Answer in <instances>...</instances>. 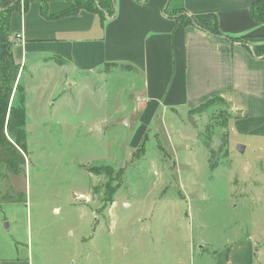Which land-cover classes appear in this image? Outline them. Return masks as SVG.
I'll list each match as a JSON object with an SVG mask.
<instances>
[{
	"label": "rangeland",
	"instance_id": "1",
	"mask_svg": "<svg viewBox=\"0 0 264 264\" xmlns=\"http://www.w3.org/2000/svg\"><path fill=\"white\" fill-rule=\"evenodd\" d=\"M31 69L21 83L27 166L18 176L0 166L1 255L14 240L30 245L34 259L168 264L177 254L179 263L198 264L204 244L208 263L249 235L264 243V143L230 134L227 107L196 114L201 143L185 111L170 120L160 110L133 147L139 95L128 71L77 78Z\"/></svg>",
	"mask_w": 264,
	"mask_h": 264
},
{
	"label": "crops",
	"instance_id": "2",
	"mask_svg": "<svg viewBox=\"0 0 264 264\" xmlns=\"http://www.w3.org/2000/svg\"><path fill=\"white\" fill-rule=\"evenodd\" d=\"M13 1L0 0V6ZM47 1L44 5L20 0L10 16L21 83L28 65L31 74L44 67L46 76L66 72L77 78H106L116 66L123 70L132 66L136 72L127 73L139 95L136 112L140 113L133 147L143 140L160 110L173 120L178 111L188 115L215 97L230 106V134L264 143V24H257L250 10L260 0H115V16L104 22L85 10L56 17L68 11L73 0ZM165 11L188 14L196 26L185 27ZM211 15L218 20L221 37L200 29ZM194 133L201 143L198 131ZM247 237L213 252V262L208 263L205 244L199 246L203 256L198 264H264L263 241H257L255 234ZM10 242L5 245L7 255L0 254V264H113L107 255L77 263L47 255L34 259L30 245L25 249L19 241ZM189 250L192 257L194 249ZM179 257L173 254L169 261L184 264Z\"/></svg>",
	"mask_w": 264,
	"mask_h": 264
},
{
	"label": "trees",
	"instance_id": "3",
	"mask_svg": "<svg viewBox=\"0 0 264 264\" xmlns=\"http://www.w3.org/2000/svg\"><path fill=\"white\" fill-rule=\"evenodd\" d=\"M29 1H41L44 5L48 2L47 0H27V2ZM20 5V0H15L8 3V5L0 6V166L13 176H18L24 172L27 166L28 151L27 106H25L27 92L21 84V66L13 58V43L10 40L11 34L9 32L10 16ZM83 10L99 15L104 22L106 18L115 16V0H73V5L68 11L55 16L68 17L77 15ZM250 10L254 21L260 25L264 24V0L254 3ZM165 12L170 17H175L185 27L189 25L196 26L195 20L189 17L188 14L184 15L183 12L178 11ZM43 14L45 15V10ZM45 16L51 18L48 15ZM200 29L215 37L222 36L215 15L209 16L206 25L200 27ZM230 40L232 44L236 42L235 39ZM124 70L136 72V69L132 66L126 67ZM220 103L230 110L229 104L221 97L212 98L200 107L190 110L188 113L190 126L198 131L195 121L196 114H201L205 108ZM226 143V138H222L221 148H225ZM205 148L208 152L207 160L211 167V158L214 152L207 144ZM212 168L214 169V167ZM6 200L8 201V198Z\"/></svg>",
	"mask_w": 264,
	"mask_h": 264
},
{
	"label": "water",
	"instance_id": "4",
	"mask_svg": "<svg viewBox=\"0 0 264 264\" xmlns=\"http://www.w3.org/2000/svg\"><path fill=\"white\" fill-rule=\"evenodd\" d=\"M126 124H128V122ZM238 150H239L240 153H244L245 150H246V147L245 146H239Z\"/></svg>",
	"mask_w": 264,
	"mask_h": 264
}]
</instances>
